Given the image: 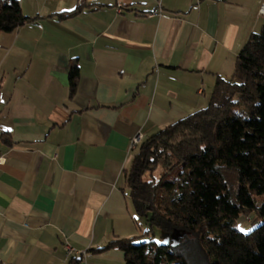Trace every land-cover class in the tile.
<instances>
[{
  "label": "crops",
  "instance_id": "crops-1",
  "mask_svg": "<svg viewBox=\"0 0 264 264\" xmlns=\"http://www.w3.org/2000/svg\"><path fill=\"white\" fill-rule=\"evenodd\" d=\"M19 3L29 20L0 34V264H125L107 248L142 233L125 168L209 103L264 0Z\"/></svg>",
  "mask_w": 264,
  "mask_h": 264
},
{
  "label": "trees",
  "instance_id": "trees-1",
  "mask_svg": "<svg viewBox=\"0 0 264 264\" xmlns=\"http://www.w3.org/2000/svg\"><path fill=\"white\" fill-rule=\"evenodd\" d=\"M19 2L0 0V34L29 20ZM235 59L205 107L142 141L125 168L142 233L107 246L123 251L125 264H264V17ZM253 212L261 223L238 230L239 216Z\"/></svg>",
  "mask_w": 264,
  "mask_h": 264
},
{
  "label": "rangeland",
  "instance_id": "rangeland-1",
  "mask_svg": "<svg viewBox=\"0 0 264 264\" xmlns=\"http://www.w3.org/2000/svg\"><path fill=\"white\" fill-rule=\"evenodd\" d=\"M234 64H235V62H234ZM233 68H234V66H233ZM232 71H231V73H232ZM260 223H261L260 218L258 216H256V214L253 212V213L249 214L248 216L241 214L239 216V218L237 219L235 226L238 230L241 231V229H243L242 232L248 233V232L252 231V229H254V227L258 226Z\"/></svg>",
  "mask_w": 264,
  "mask_h": 264
},
{
  "label": "built area",
  "instance_id": "built-area-1",
  "mask_svg": "<svg viewBox=\"0 0 264 264\" xmlns=\"http://www.w3.org/2000/svg\"><path fill=\"white\" fill-rule=\"evenodd\" d=\"M80 3H83L85 0H78ZM260 9H259V13L260 14H264V3L260 5ZM155 13H157V11H155ZM139 141H140V135H137V136H134L132 139H131V142L130 143V147H129V150H132L136 147V145L139 144ZM4 158L0 156V164L3 163L4 161Z\"/></svg>",
  "mask_w": 264,
  "mask_h": 264
},
{
  "label": "snow or ice",
  "instance_id": "snow-or-ice-1",
  "mask_svg": "<svg viewBox=\"0 0 264 264\" xmlns=\"http://www.w3.org/2000/svg\"><path fill=\"white\" fill-rule=\"evenodd\" d=\"M241 231H243V229H241Z\"/></svg>",
  "mask_w": 264,
  "mask_h": 264
}]
</instances>
